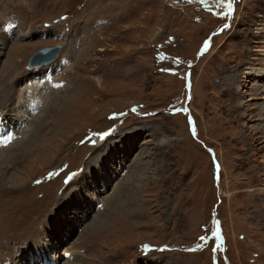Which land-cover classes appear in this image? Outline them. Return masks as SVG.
<instances>
[{"label":"rangeland","instance_id":"obj_1","mask_svg":"<svg viewBox=\"0 0 264 264\" xmlns=\"http://www.w3.org/2000/svg\"><path fill=\"white\" fill-rule=\"evenodd\" d=\"M228 3L0 0V115L40 138L0 162V262L264 264V0Z\"/></svg>","mask_w":264,"mask_h":264},{"label":"bare ground","instance_id":"obj_2","mask_svg":"<svg viewBox=\"0 0 264 264\" xmlns=\"http://www.w3.org/2000/svg\"><path fill=\"white\" fill-rule=\"evenodd\" d=\"M3 15V14H2ZM52 61H54V59L52 60ZM51 61V62H52ZM50 62V63H51ZM50 63H46V64H50ZM46 64H43V65H46ZM47 69V68H46ZM49 70V69H48ZM11 73V72H10ZM50 75H54V74H52V73H50V70H49V73H46L45 75H44V80H47V79H51V77H50ZM47 76V77H46ZM55 78V77H54ZM241 78H242V74H236V80L237 81H240L241 80ZM50 83V82H49ZM229 84V83H228ZM50 86V85H49ZM48 87V86H47ZM8 88V87H7ZM9 89V88H8ZM66 89H68V88H66ZM79 89H80V87H79ZM2 94V93H1ZM12 94H14V93H12ZM7 95H8V93H7ZM9 95H11V94H9ZM0 99H2V98H0ZM8 99V98H7ZM6 99V100H7ZM34 99H31L30 100V102H31V104H29V105H31L32 107H28V110L29 111H25L27 114H22L21 115V118L22 117H26V118H28V116L29 115H31L29 112H30V110L31 111H33L32 109H34L35 108V106H34V103L32 102ZM19 108H20V106H19ZM39 113V112H38ZM261 113H263V115H264V109H263V111L262 112H259V115L261 114ZM11 116H13V114L11 115ZM11 116H8L9 118L11 117ZM15 116V115H14ZM56 116V115H55ZM256 116V115H255ZM254 117V116H253ZM16 118V117H15ZM20 118V116L19 117H17V120H15V124L13 125L12 124V121L11 122H8V120H5V118H2V116L0 115V146L1 145H6L5 147H3V148H0V162H3L2 161V159H5L6 160V158H9L6 162L8 163V164H11L10 163V160L13 158V155L12 154H10L9 152H11L13 149H14V151H20V152H18V154H20V156L22 155L23 156V153H29L30 154V152H31V150H30V148H28V149H26V148H24L23 147V145L24 144H29L28 146L29 147H32L33 146V144L35 145V144H38V140L40 139H36L35 140V142H31V139L29 138V136L25 139V135L24 136H20L19 138H17L18 139V141L19 142H14L15 141V137H16V135H17V133L19 132V131H21V129H19L20 127H22L23 126V121L22 120H20L19 119ZM44 116L43 117H41L40 119L38 118L37 119V123H36V128H39V126L41 125V126H43V124H44ZM19 119V120H18ZM51 120V119H50ZM49 124H51L50 122H48V121H46L45 122V125H47V127H49V128H51V126L49 125ZM19 126V127H18ZM15 128V129H14ZM47 133H50V131L49 132H47ZM258 133H261L262 134V136H264V127H263V131L262 130H260ZM31 136V135H30ZM44 136V135H43ZM7 137V138H6ZM42 138H44V137H42ZM25 139V143H22L21 141L22 140H24ZM43 140V139H42ZM13 141V142H12ZM12 142V143H11ZM254 142H256L257 144H260V146H261V144H263L264 143V137H257L256 138V140L254 141ZM13 145H17V146H15V148H11V144ZM16 143V144H15ZM19 143V144H18ZM255 143V144H256ZM18 145H19V147H18ZM23 147V148H22ZM41 147H42V145H41ZM6 148V149H5ZM29 150V151H28ZM36 151H39V148L38 149H36ZM16 155L17 154H15L14 156L16 157ZM31 155V154H30ZM25 156V155H24ZM18 157H19V155H18ZM28 157V156H27ZM20 159H18L17 161H19ZM22 161V160H21ZM20 161V162H21ZM14 163V162H13ZM1 164V163H0ZM21 164V163H20ZM22 164H24V163H22ZM14 166V165H13ZM16 167H17V165H16ZM3 168H5V167H3ZM28 218V217H27ZM29 219V218H28ZM19 256V255H18ZM27 257V258H26ZM29 257V258H28ZM17 262L18 261H20L21 262V264H34V263H37V261H41V258H40V256H39V253L38 254H36V255H34L33 253H32V251H28V252H26L23 256H21V257H18L17 259ZM25 260V261H24ZM14 264H16V263H14ZM47 264H52V263H48L47 262Z\"/></svg>","mask_w":264,"mask_h":264},{"label":"water","instance_id":"obj_3","mask_svg":"<svg viewBox=\"0 0 264 264\" xmlns=\"http://www.w3.org/2000/svg\"><path fill=\"white\" fill-rule=\"evenodd\" d=\"M58 48V46H52L37 50L29 56L27 64H30V66H40L52 61L56 56Z\"/></svg>","mask_w":264,"mask_h":264},{"label":"snow or ice","instance_id":"obj_4","mask_svg":"<svg viewBox=\"0 0 264 264\" xmlns=\"http://www.w3.org/2000/svg\"><path fill=\"white\" fill-rule=\"evenodd\" d=\"M227 8H228V11H227V13H225V15L231 16L232 15V12H233V9H232V0H229V3L227 4ZM224 27L227 28L228 25L226 24ZM201 240H204V237H201ZM144 251L147 252V251H150V249L147 246H145Z\"/></svg>","mask_w":264,"mask_h":264}]
</instances>
